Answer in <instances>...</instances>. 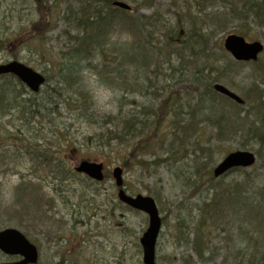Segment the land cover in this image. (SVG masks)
Listing matches in <instances>:
<instances>
[{
    "label": "rangeland",
    "instance_id": "374dc122",
    "mask_svg": "<svg viewBox=\"0 0 264 264\" xmlns=\"http://www.w3.org/2000/svg\"><path fill=\"white\" fill-rule=\"evenodd\" d=\"M117 1L135 8L128 15L132 19L160 15L154 40L180 33L179 42H198L194 49L200 53L198 63L213 67V85H223L244 102L238 106L222 98L217 101L227 108L235 106L249 112L251 122L261 124L259 128L264 131V52L257 61L244 63L235 61L223 47L226 37L232 34L256 41L254 37L264 34V26L234 19L225 23L220 3L202 8L201 0ZM78 6L79 0H0V64L17 61L45 75L48 80L41 91L31 94L25 87L30 95L23 98L40 102L44 98V104L54 103L53 115L41 124L40 114L31 119L26 113L24 120L22 112L12 111L10 116L0 118V232L13 228L22 233L37 247L39 264H144L140 239L149 220L145 213L119 201L112 170L120 166L126 193L149 196L159 209L162 230L156 246L157 264H240L239 251L249 255L248 237V242L242 243L238 233L233 232L229 222L232 212L226 220L222 219V210L212 222L207 211L209 206L222 207L225 196L218 195L226 188L248 204H264V199L256 196L264 185V134L257 135L250 132L249 126H241L233 135L218 138L212 126H199L190 115L198 96L192 76L177 74L170 78L169 72L159 70L158 79L155 74L151 76L157 84L147 93L151 96L125 92L135 76H142L134 68L121 65L119 50L136 43L139 37L123 23L125 16L117 15L120 18L99 39L98 48L77 57L65 32L76 27L73 19ZM192 19L196 20L194 26ZM69 64L75 70L72 82L67 84L62 69ZM114 69L124 72V78H118L119 73L111 74ZM223 70L226 72L221 75ZM127 73L129 79L125 78ZM9 77L15 86L18 80ZM7 80L0 78V88L13 89ZM137 85L131 87L137 91ZM80 94L85 96L86 112L80 110ZM168 96L172 100L163 105L161 112L167 119L166 126L156 137L163 144L155 152L130 158L109 147L105 138L97 137L109 128V120L120 116L123 121L135 107L146 108L151 101L149 109H156ZM146 121L154 118L147 116ZM34 136L40 137L38 143L49 146L59 161L65 154L62 162L72 170L83 160L102 163L105 180L95 183L77 173L58 178L32 166L26 146ZM170 151L179 153L171 156ZM237 151L254 153L256 164L232 172L223 180L215 179L214 168ZM152 154L168 160L153 164ZM140 159H144L143 165L136 164ZM201 222L204 228L198 231ZM16 260L0 252V263Z\"/></svg>",
    "mask_w": 264,
    "mask_h": 264
},
{
    "label": "trees",
    "instance_id": "16d2710c",
    "mask_svg": "<svg viewBox=\"0 0 264 264\" xmlns=\"http://www.w3.org/2000/svg\"><path fill=\"white\" fill-rule=\"evenodd\" d=\"M113 1L114 0H79L77 14L73 19L76 23V27H69L65 32L68 36L67 38L69 44L72 47V52H74L77 57L81 58L82 54H88L94 51L95 48L101 44L99 39L107 34V30L112 27L116 18H120L117 17V15L125 16V18L122 17L123 23H125L130 29H133L134 33L139 38L136 39V43H133L132 45L126 44V47L119 50L121 65L134 68L135 73L142 76L141 79L135 76L136 79L134 82L128 83L125 92H136L139 94L149 95L147 93L152 88L157 87V84L152 82L153 78L151 76L155 74L158 79L161 75V70L169 72V75L167 76L170 78H173L177 74L184 76L187 75L189 77L192 76L194 78V82L196 83L195 90L198 91V96L190 115H193L191 119L199 123V126H212L217 131L218 138H223L229 134L233 135L241 129V126H249L251 130L250 132L254 131L257 135L261 134L260 136H262L264 134V131L260 129L262 128V126L260 127L261 124H257L256 121L251 122L249 112L237 109L235 106L234 108H227L221 104L222 102L220 103L217 101V98H222L226 99V102H230L229 99L218 94L213 89V83L216 81V79L212 77V70L214 71L213 67H206L205 64L201 66L199 65L198 58L200 53L198 51H194L198 42L194 41V43H191L190 40V42H179L178 40L182 38L180 33H173L174 36L165 35L162 40L157 39V37L156 40H154V35L159 31V14H156L152 18L144 17V20L132 19L128 15H132L135 8H133L131 12H125L114 8L112 6ZM201 1L203 2L202 8H204V5L207 6L209 4L220 3V8L225 12V23L228 22V20L234 19L240 21L244 20L246 25L248 24V21H253L261 27L264 26V0ZM66 15L69 16L67 13ZM175 15L179 19L181 18V14L175 13ZM67 18L68 17H66V20H68ZM190 23L194 26L196 20L192 19ZM244 33L245 32H242V35H244ZM254 40L264 41V34L254 37ZM190 43L192 44L191 46H189ZM106 45L109 46L110 44H105V46ZM188 49H190L189 53ZM72 52L71 57L75 58L76 55L74 56ZM74 70L75 66H71L70 64L63 67L62 79L67 84L72 82L71 74ZM225 72L226 70H223L219 73L222 75ZM110 73H119L118 78L121 79H123V76L126 75L118 69H114ZM3 77L9 79L7 80L9 81V84L14 86L12 83L14 80H12L9 76ZM125 78L129 79L128 73ZM17 82L15 83L13 89L9 87L0 88V118L10 116L9 114L12 111L22 112L24 120L26 119V113L30 114L31 119L40 114L39 123L41 124L44 120L46 121L50 115H53L51 110L53 109V102L47 101L44 104V98L41 99V102L38 101L37 98H23V95H30V93L25 89V86L21 82ZM134 83H138L137 86H140V89L138 88L137 91L131 87ZM18 85L19 88L17 87ZM80 96L82 97L79 101L81 104L80 110L82 112H86L87 108L85 106V96L82 94H80ZM167 98V101H165L164 104H159L156 109H149V107L152 106L150 105L152 104L151 101L146 108L145 106H140V109L138 110L135 107V111L125 117V120L123 121L120 116L116 117L117 120L116 118L114 121L109 120V122H107L109 128L105 129L104 132H99L97 137L100 136L101 139L105 138L109 147H114V149L124 152V155L127 154L130 158H135L136 156L141 158L142 154L155 152L159 144H163L162 140L156 137L166 126L167 119H165L161 112L163 105H167L168 103L170 104V101L172 100L169 96ZM260 98H263L261 94ZM154 100L156 102L158 101L157 99ZM147 116H152L154 121H149V123H147ZM110 118L111 117H108V119ZM47 121L50 124V127L52 122H50V119ZM30 122L31 121L27 124H30ZM105 126L102 128H105ZM53 132L56 131L53 130ZM31 139L32 141L29 142L26 149L28 148V155L31 157L32 166L39 167L40 170L42 169L46 173L55 175V177L58 178L74 174L73 170L66 167L62 162L65 158V154L64 156H61V161H59L60 159L54 157V154L51 153L49 146H45L43 143H38L40 142V137L34 136ZM16 140H18V137H16ZM179 149L181 148H178L177 150ZM170 153L171 156H174L175 154H178L179 151H170ZM152 155L155 156L153 164H157V162L165 163L164 161L168 160H161L157 154ZM143 163L144 159H140L136 164L143 165ZM124 164L127 163L124 162ZM244 170L245 169H237L235 171L238 172ZM228 174L222 176L221 179L223 180L226 178ZM230 190V188H226L218 195V197L225 196L222 207L219 206L218 209L216 205L213 207L209 206L210 210L207 211L208 220L215 222L222 210L224 215L223 218H220L228 220V212H232L233 218L229 220V222L233 225V232L235 231L238 233L242 243L244 240L246 242L249 241L247 247L249 255L244 254L243 251H239L238 255L240 259L238 257V263L264 264V204L262 205L260 202L261 206L259 203L256 205L255 203L257 202L255 201L248 204L249 201H242L241 196H236L237 193H233ZM256 196L264 199V185L258 189ZM232 197H236L238 202L237 199L235 201V198ZM203 226L204 225L201 222V226L198 231H202V228H204ZM245 236L248 237V241L245 239ZM246 258H248V260H246Z\"/></svg>",
    "mask_w": 264,
    "mask_h": 264
},
{
    "label": "water",
    "instance_id": "95a60500",
    "mask_svg": "<svg viewBox=\"0 0 264 264\" xmlns=\"http://www.w3.org/2000/svg\"><path fill=\"white\" fill-rule=\"evenodd\" d=\"M35 1L40 2L42 0ZM113 6L125 11L131 10V6L122 1H114ZM224 48L239 62L257 61L259 55L264 51V45L260 41L247 42L244 37L236 34L226 37ZM2 75H13L26 85L32 93H38L46 82L44 75L17 61L0 65V76ZM214 90L238 104L244 102L239 96L221 84H215ZM255 164L256 156L254 153L247 151L232 152L214 168L213 175L215 178H220L232 170L247 169ZM75 171L79 174H85L97 182H102L105 178L102 163L83 160L75 167ZM112 176L119 188V201L134 210L144 212L148 216V228L140 239L143 249V263L156 264V244L162 229V220L156 202L149 196H130L127 194L123 189L124 180L121 167H115ZM0 251L8 256H21L23 258L20 262L0 264H38L36 246L16 229L9 228L0 232Z\"/></svg>",
    "mask_w": 264,
    "mask_h": 264
},
{
    "label": "flooded vegetation",
    "instance_id": "af4514ba",
    "mask_svg": "<svg viewBox=\"0 0 264 264\" xmlns=\"http://www.w3.org/2000/svg\"><path fill=\"white\" fill-rule=\"evenodd\" d=\"M19 260V259H18ZM18 260H16V261H18Z\"/></svg>",
    "mask_w": 264,
    "mask_h": 264
}]
</instances>
